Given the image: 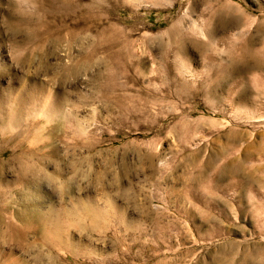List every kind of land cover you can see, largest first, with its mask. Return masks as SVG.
Wrapping results in <instances>:
<instances>
[{"label":"rangeland","instance_id":"1","mask_svg":"<svg viewBox=\"0 0 264 264\" xmlns=\"http://www.w3.org/2000/svg\"><path fill=\"white\" fill-rule=\"evenodd\" d=\"M79 1L0 0V264H264V0Z\"/></svg>","mask_w":264,"mask_h":264},{"label":"bare ground","instance_id":"2","mask_svg":"<svg viewBox=\"0 0 264 264\" xmlns=\"http://www.w3.org/2000/svg\"><path fill=\"white\" fill-rule=\"evenodd\" d=\"M61 1L63 2L64 9H66V10H73L74 9L75 11H77V14H75V20L77 21L78 18H79V20L75 23V26L76 27L80 26V28H84L83 25H82L83 23H82L80 17L83 15V12H84L87 4L84 3V2H81L79 0H61ZM212 14H213V12H212ZM66 16L68 18H70L72 15L69 14V15H66ZM37 24H38V27L35 26V29H36L35 33L39 32V31L40 32L42 31L41 30L42 28H40V27L43 26L44 23L41 20V21L37 22ZM192 35L189 34L188 32L183 34V35H180V34L176 35L174 37V39L176 40L177 45H175L174 48H171V47H166L165 49L163 48V50L166 51V53H169V51H173V50L184 52L186 50V48H188V46L186 45L187 40L188 39H194V38H192ZM127 69H129V68H117V70H115V71H113L111 69L108 70L107 71V75H105V78L107 79V83H106L105 86L106 87L110 86V87L114 88V85L117 84L116 83L117 79L120 78V77H124L127 81L131 80L132 78H134L132 75H130L128 73ZM165 71L168 73V76H170V78H169L170 80H176V81L185 72L184 68H175L173 65H170L169 68H165ZM154 72H155V70H153V74H154ZM159 78H160V76L158 74H154L151 77L149 76L148 81L159 80ZM170 83H171V81H170ZM160 91H162L161 88H159L158 90H155L153 92V95L155 97V102H153L154 104L163 105L164 103H166V100H168V97L170 96V94H168V96L166 94V95H163V96H161L159 98V97L156 96V94L158 92H160ZM48 94L49 95L47 96L45 102L41 101L40 102L41 103L40 106L39 107L37 106L39 108L38 111H37V114H39L40 117H45V118L47 117V120H51V121L53 120L54 121V120L57 119V121L60 122L59 119L62 118V116H65L66 108H64V105H66V104L65 103L62 104L60 102H57L56 100H54L53 102H48L47 103V101H49V99L51 98L52 92L51 93L48 92ZM128 98H129L128 96L124 95L122 97H116V100H114L118 104V107L120 108L119 112H120L121 116L119 115V117H118V119H120V120H124V118H126V117H124V114H125V113H123L124 111L125 112H130L134 116H137L138 113H141L140 108H137L135 106H130V105L127 104L126 100H130ZM111 100H113V99H111ZM46 107L47 108L49 107L48 108L49 110H47ZM16 108L18 109V106H16ZM50 110H52V111H50ZM7 111H8L7 107L5 105H3V104H0V122H2L4 120V118H5L4 115L7 113ZM27 113L30 114L31 113V109L27 110ZM58 122H57V124H58ZM118 136L119 135L117 134L116 137H118Z\"/></svg>","mask_w":264,"mask_h":264}]
</instances>
